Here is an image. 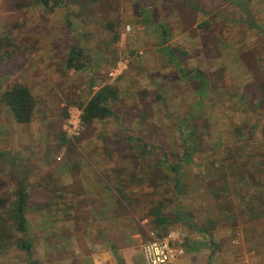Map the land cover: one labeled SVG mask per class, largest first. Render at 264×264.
<instances>
[{"label": "rangeland", "instance_id": "1", "mask_svg": "<svg viewBox=\"0 0 264 264\" xmlns=\"http://www.w3.org/2000/svg\"><path fill=\"white\" fill-rule=\"evenodd\" d=\"M163 27L187 53L178 64L162 54ZM73 47L82 71L66 66ZM193 70L206 84L184 78ZM16 84L37 101L30 124L1 100ZM105 86L118 91L115 117L68 136L69 112ZM163 153L181 160L183 192ZM56 165L87 176L84 229L55 208L66 205L49 191ZM22 185L25 233L14 218ZM0 199V264H93L113 245L143 255L164 240L184 251L175 262L194 245L214 264H264V0H65L54 12L0 0ZM159 205L166 231L153 224Z\"/></svg>", "mask_w": 264, "mask_h": 264}, {"label": "trees", "instance_id": "2", "mask_svg": "<svg viewBox=\"0 0 264 264\" xmlns=\"http://www.w3.org/2000/svg\"><path fill=\"white\" fill-rule=\"evenodd\" d=\"M65 0H33V2L39 6L44 7L49 12H54L56 9L60 8L64 5ZM208 23H205L207 25ZM167 28L163 27V42L161 44V51L164 58L167 62L171 64H178V59L180 56H186V52L183 51L179 47H171L168 45L169 38L167 37ZM118 38V37H117ZM84 59V52L79 47H73L70 51L69 57L66 61V66L69 69H73L75 71H82L86 67V63L83 61ZM184 78L191 79H201L202 85L206 84L204 79V74L200 71H190L185 72L182 71ZM118 98V91L111 86H105L101 88L97 92H93L91 97L86 105L81 106L83 111V121L85 126L90 127L95 121H105L110 118L115 117V113L113 112L110 103L117 100ZM2 102L10 109L12 112L16 122L21 125L30 124L33 121L35 111L37 108V101L34 98L32 91L29 87L21 84H16L9 89H7L1 95ZM128 141H133L135 138L130 137L127 139ZM137 141L143 142L144 139L140 138ZM147 147L149 146L148 143L145 141L143 145ZM161 146V145H160ZM165 163H168V167L173 172L176 182L175 187L181 188L182 187V180L180 179L181 171H180V164L178 160L175 163L170 162V157L166 153H163ZM190 154H186L184 158L190 157ZM174 161V160H173ZM182 191V188H181ZM183 192V191H182ZM29 199V194L24 187L21 186L17 193V208L15 210L14 218L17 224V229L19 232L25 233L28 229V219L26 216L27 211V203ZM118 205H123L122 200L118 199L116 201ZM5 204V200L0 199V208ZM152 216L154 218L153 224L155 227L160 228L163 231H166L168 227L171 225L170 219L163 213L161 206L154 208L152 211ZM114 218H119V216H115ZM190 219V217H189ZM193 228L199 232H205L206 230L200 228L196 225ZM100 234H103L104 230H98ZM162 238V237H161ZM19 248L26 252L27 254L31 255L33 251L32 242L29 240H24L19 245ZM113 251L117 254L119 247L116 245L112 246ZM33 264H37L36 261H33ZM122 264V262H121Z\"/></svg>", "mask_w": 264, "mask_h": 264}, {"label": "crops", "instance_id": "3", "mask_svg": "<svg viewBox=\"0 0 264 264\" xmlns=\"http://www.w3.org/2000/svg\"><path fill=\"white\" fill-rule=\"evenodd\" d=\"M73 168L74 167H72V165L68 167H63V165H56V169H59L61 174L53 175L50 181H48L51 184L49 191H52V195L57 199H66V205H55V208H63L67 216L72 217L68 222L69 228H71L72 226L74 227V223H82L84 229L86 226L85 222H76L75 217H82L87 215V176L83 174L84 170H82V173L80 175H73L71 171V169ZM52 185H55L56 187L52 188ZM200 228L204 229V227ZM135 237L138 238V236ZM69 239L71 241L68 242L71 245H74V242L79 240H77V237L75 239L72 236ZM81 239L83 242V246L86 248L87 233L82 234L80 241ZM189 249L190 250L186 253V256L184 258H181L174 264H214V258L210 256V253H208L207 250H200V248L194 245ZM93 258V264H119V261H121L123 264H146L140 250L138 248L129 246L120 249L118 251V255L109 250L97 253L96 255L94 254Z\"/></svg>", "mask_w": 264, "mask_h": 264}, {"label": "built area", "instance_id": "4", "mask_svg": "<svg viewBox=\"0 0 264 264\" xmlns=\"http://www.w3.org/2000/svg\"><path fill=\"white\" fill-rule=\"evenodd\" d=\"M119 74L117 71L111 76L116 79ZM83 123V111L78 108L73 109L69 112V119L64 130L68 136H76L80 133ZM142 252L147 264H172L184 254L183 250L174 248L165 240L144 245Z\"/></svg>", "mask_w": 264, "mask_h": 264}]
</instances>
